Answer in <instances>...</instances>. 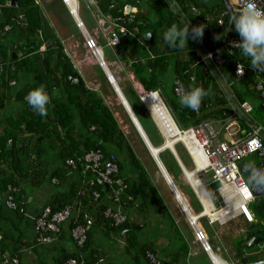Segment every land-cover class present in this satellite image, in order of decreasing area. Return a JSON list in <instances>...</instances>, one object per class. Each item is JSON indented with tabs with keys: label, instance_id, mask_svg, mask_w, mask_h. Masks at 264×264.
<instances>
[{
	"label": "trees",
	"instance_id": "trees-1",
	"mask_svg": "<svg viewBox=\"0 0 264 264\" xmlns=\"http://www.w3.org/2000/svg\"><path fill=\"white\" fill-rule=\"evenodd\" d=\"M6 1L8 0H0L1 8L8 11L5 17L0 21L1 29L5 24L14 25L12 21L14 15L10 11V9H13L14 7L6 5ZM113 1L116 2V6H122L123 3L128 2V4H133L137 7L138 12L134 13L132 21L125 24L130 33L120 39V48L116 50V52L121 54V52L128 47V54L130 55L133 47L136 52L132 54L136 55L139 53L135 56V58L131 59L130 69L133 71L135 77L143 85V87L146 90H154L157 86L164 84L165 71H167L169 59L174 56V58L172 57V80L177 77L181 80L183 85L188 88L186 85V75L183 74L182 71L187 68V65L191 62L193 57L192 52L190 51L191 49H189L190 41L188 40L187 46L182 49L179 47L170 48L165 44L163 40V33L173 24L181 27L178 21L168 10L165 3L162 0H137V2H135V0H95L98 10L103 14L109 15L115 13L113 9L108 10L107 8L108 4ZM176 1L185 10L189 4L193 5L197 10V7H199L201 12L199 11V15L195 18L203 17L207 14L210 15L208 26L203 33V39L206 43L213 42L214 44H218L220 39H226L231 35L227 24L229 19L228 15L224 17L222 25L217 26L215 24V14L224 10L222 0H218L217 2H212L211 0ZM16 3V7H21L20 12L25 18L24 30L26 33V41L30 48L27 50L26 47V50L23 53L24 57L17 61L16 58H11L10 54H6V45L0 43L1 65L7 60L14 63L13 70H10L9 67L6 66L7 70L5 68V72H7V75L5 77L1 71L0 86L7 89L9 85L8 82L11 78H13V75L18 70L31 71L33 74V80L17 90L16 96L21 103L22 112L14 118L8 117L11 129L4 130L2 134H0V193H4L6 191L9 193L7 187H15V191L12 193V198L13 200L15 199V201L19 202L21 197L25 196V184L27 183L30 186H38L39 181L41 182V179L39 180V178L45 176L44 171H40V169H37L35 166H29V164H31V162L28 161V152L30 150L28 147L30 146L29 144L32 145L35 151L33 163L38 164L42 158L41 154H43L45 146L47 149H56L55 158L59 164L63 165L65 159L75 155H82L89 149H99L104 154L109 152L110 149L113 153H115L114 155L116 158L117 173L115 174V177L120 178L125 186L122 198L124 200L127 195L130 196L129 200L123 201V208L135 205L138 212L151 210L159 213L162 210L168 216L165 205L161 203L157 190L153 186L145 167L142 165V162L136 156L135 149L130 145L131 143L128 137L120 129L116 119L112 115L111 110L105 105L101 96L96 91L91 90L84 85V82L80 79L76 70L69 63L68 57L62 52L59 42L53 39V41L48 43L46 45L45 55L42 58L38 55L30 54L33 53V51L40 45L41 40L35 37L37 30H39L38 32L46 38L47 36L44 33L46 30L44 29L47 26H44V24L42 26L41 13L38 6L34 3V0H16ZM144 10L146 12H144ZM235 12L236 11L233 13L235 14ZM133 27L136 28V32H149V39L147 41L136 39L134 36L135 32L132 31ZM139 41L143 44H147L148 46L151 45L150 52L152 53V57L146 56V50L144 46L139 43ZM157 41L162 43L164 50L157 47ZM25 46L26 45L23 47ZM54 46L58 49V54H56V65L54 67H49L48 59L53 51L56 52V50L53 49ZM21 48L22 47H20V49ZM181 51H187V57L182 61L176 59ZM222 56L225 59L223 70L228 75H231L236 62L244 60V55L238 48L232 49L229 52H223ZM141 57H144V59H141ZM139 60H142L143 62H140ZM67 75L78 78V81L73 85L65 86L63 77ZM195 77L196 80L199 81L197 86H202L206 90L210 88L212 92V95L210 97H205L202 103L204 101L212 100L215 101L213 103L214 106V104L221 102V100L216 97L215 84L208 78H203L198 67L195 71ZM40 85L45 86V90L51 97V101L47 106L48 110L46 116H41L38 112L34 111L25 99L30 90L39 87ZM53 86L57 88L58 91L56 96H52L50 93ZM170 90L172 93L171 98L169 99L167 98L168 96L166 97L168 110L175 121V124L180 127L194 124L206 117L216 116L217 112L221 109L226 110V107H223V104H221L222 106L215 105L209 109L201 106L200 113L195 115L191 113L190 108L182 107L180 105V96L174 93L172 83L170 85ZM235 93L239 97L238 92ZM256 93L258 95L259 91ZM3 99L4 95H0V108L3 105ZM129 105L150 144L154 148L162 145V139H159L158 141L153 139L152 133L158 130L150 116L146 113L145 109L140 105L139 107H135L131 103H129ZM126 118L133 130V133L138 138V134L134 130L133 125L127 116ZM21 125L22 127H20ZM91 126H93L92 129H90ZM75 130L78 131L76 135H74ZM23 132L32 134L30 137L31 141L28 139V143L25 142V137L19 136ZM37 137H40L41 139L36 140ZM44 140H47L48 143L43 146L42 142ZM140 143L146 150L144 144L141 141ZM79 146H82L81 150L78 149ZM175 146H177V144L174 145V148ZM179 149L181 148L179 147ZM179 149H176L177 151L175 150V152L181 163L187 167L190 160L184 153L185 151L183 152L185 154L183 156ZM162 151L168 152L171 162H173L177 171L180 173L181 171L176 160L168 149H162L157 153L160 162L168 175L171 177L174 185H176L179 192L185 195L182 181H178L173 178V175H171L169 171L167 162L161 156ZM60 168L61 166L57 169ZM126 170L127 173L125 175L124 171ZM59 172L54 170L53 173H49L48 179H50L53 175H58ZM130 175H133L132 181L129 179ZM30 179H33V181H30ZM94 182L93 186L87 190L88 195H90V189L92 188L97 191L100 190L102 184L96 181V179ZM188 189L190 190L189 187ZM191 194L194 197L192 192ZM101 196L102 194H100V196L96 199L97 202L101 199ZM73 197H75L74 189L67 192V202L69 203ZM78 198L79 200L81 199L80 202L82 203H85L87 200L86 196L81 198V195H78ZM75 201L77 200L75 199ZM257 203L260 208L259 213L261 214V217H264V191H262V193L258 196ZM101 205L102 206H95L94 209L92 208V212L95 217V221L93 223L101 222L103 227L107 230H111L115 235H122L124 237L126 247L135 246L138 243V239L136 237V233L138 231L135 229L136 224L127 218L118 226H111L109 224L110 219L103 218L101 216V213L105 208V205ZM197 205L199 206L198 203ZM189 206L193 210V207L190 204ZM61 207H63V205L55 207L51 206L50 208L53 211ZM198 211H200V206L195 212ZM257 212L258 210H256V213ZM78 221H82L81 218H78ZM78 221H75L74 223L70 222L68 229L78 223ZM169 221L172 222L170 218ZM247 225H249L252 230H248L244 239H237L233 245V247L236 246L235 255L240 264L247 262V258L242 256L241 250L239 249V247H244L243 242L249 237L258 238L259 240L264 239V232L255 228L252 223ZM89 231L87 232L86 240L79 248L81 251L87 247ZM3 249L4 245L0 242V254L3 253ZM185 249L186 247L184 245V252H186ZM247 249H250V247ZM138 250L141 253V256L144 255L145 250L153 252L150 243L144 244V246H141ZM160 264H167V262L161 261Z\"/></svg>",
	"mask_w": 264,
	"mask_h": 264
},
{
	"label": "built area",
	"instance_id": "built-area-1",
	"mask_svg": "<svg viewBox=\"0 0 264 264\" xmlns=\"http://www.w3.org/2000/svg\"><path fill=\"white\" fill-rule=\"evenodd\" d=\"M80 1L85 8H97L95 0ZM162 1L181 27L188 23L190 30L193 26L199 25H204V31L206 30L210 20L209 14L195 18L199 15V10L193 5L189 4L185 10L176 0ZM61 2L74 18L76 27L80 30L81 28L84 29L81 20L77 16L78 0L71 1L74 10L70 8L66 0H61ZM113 2H110L107 8L108 10L113 9L114 14H108L109 16L106 18L104 14L95 11L93 16L96 28H93L91 34H87L85 30V33L82 32L86 55L94 59L101 68H105V63L100 49L96 45V37L99 32L105 38L107 46L116 49L119 46L120 39L130 33L125 24L132 21L135 13L125 5L115 7ZM222 2L224 10L215 14V24L217 26L222 25L224 17L228 15L227 24L228 30L231 28L229 30L231 35L226 39L219 40L218 44L213 42L206 43L203 37L202 39L194 40L189 36V49H191L193 57L187 68L182 71L186 75L188 88L183 85L179 78H176L173 82V91L176 95L181 96L183 92L190 89V86H197L199 81L196 80L195 70L198 67L203 78H208L216 86V97L221 102L214 104V106H222L221 104H223L226 110L221 109L216 116L206 117L194 124L180 127L175 124L169 110L156 90H144L138 95L139 100L145 107V97L152 94L158 97L160 104L171 121L170 128L163 114H160L159 118H157L160 123H157L155 119L153 120L163 142L168 138H172L173 148L175 144H179L188 156L195 178L200 179L199 176L205 178L200 184L188 181L201 209L199 213L194 214L196 216L195 219H190V215L188 219L189 225H191L193 230L194 240L208 254L211 264H213V258L217 255L218 249H211L206 233L199 225L198 220L204 217L208 224L225 225L228 221L238 218L245 224L256 223L254 210H252L251 206L254 199L249 201L243 189L238 193H234L233 189L245 182L244 177L247 176V173L243 172L245 163L254 162L258 168L264 169V125L250 115L251 105L247 101L241 100L233 88L234 82L242 80L247 75L248 70H253V67L244 61H238L235 63L231 75H228L223 70L225 64V59L222 56L223 52L235 49L234 43H238L241 40L234 26H230V18L234 15L233 12L239 8V5L233 3V0H222ZM256 2L260 7L264 8V0H256ZM173 6H176V11H173ZM132 31L136 33V28L133 27ZM148 57H152V55L149 54ZM241 64L244 66L243 74L238 75L237 66ZM2 66H8L10 70H13V66L6 64ZM10 83L13 82L11 81ZM252 88L254 91H260L262 85L259 81H254ZM201 106L206 109L214 107L211 101H204ZM200 107L197 111L191 109V113L199 114ZM161 125L167 127V131ZM92 128L93 126L90 127V129ZM253 141H255V144L252 143ZM251 156L256 158L246 160L247 157ZM65 165L71 169L80 167L83 173L90 172L94 178L86 181V183L92 187L96 179L108 191L110 200L115 204V207H105L102 213L104 218L110 219L111 226L116 227L125 221L126 216L122 211L124 206L122 203L124 200H129L130 196L127 195L124 200L122 198L125 186L120 178L115 177L117 165L115 155L112 152L104 154L99 149H89L82 155L65 159ZM193 184L195 187L199 186L201 192H196ZM261 193L262 191H260ZM90 196L93 200H96L100 196V192L91 189ZM253 196L254 198L256 197L254 192ZM5 203L13 209L18 207L10 193L5 197ZM70 208L71 205H65L53 211L49 206L41 208L39 214L32 219L35 233L34 239L37 244H47L53 241V235L59 231L60 224L69 218L71 214ZM17 209L19 212H23L22 208ZM249 216L253 218L249 219ZM91 225L92 218L88 215H83L82 221L74 224L69 229L70 237L76 247L83 245ZM144 255L149 263L160 264L153 252L146 250ZM0 257V264H19V260L15 256L0 254ZM60 264H78V261L74 257H68L62 260Z\"/></svg>",
	"mask_w": 264,
	"mask_h": 264
},
{
	"label": "crops",
	"instance_id": "crops-1",
	"mask_svg": "<svg viewBox=\"0 0 264 264\" xmlns=\"http://www.w3.org/2000/svg\"><path fill=\"white\" fill-rule=\"evenodd\" d=\"M50 2H52V1L51 0H34V3L38 6L40 13H41V24H42V26H43V24H44V26L47 25V27L44 29V30H46V31H44V33L46 34L47 37L44 38L43 35L40 32H38L39 30H37V34L35 37L38 38L39 40H41L40 45L36 50L33 51V53H30V54H35V55H38L39 57L42 58L45 55L46 45L48 43H50L51 41H53V39L59 41L62 52L68 57L69 63L76 70V72L78 73V76L84 82V85L87 88L96 91L101 96L105 105L111 110L112 115L116 119L117 123L118 124L119 123H122V124L125 123L123 125L126 128L129 127V128H127V133L128 132L131 133L132 138L134 140L133 143H134L135 147L141 151L144 150V148L142 147V145L140 143V141L142 143H143V141L141 140L140 135L138 134V132L134 128V126H133V128L136 131V133L138 134V138L140 139V141L137 138V136L133 133V130H132L131 126L129 125L126 116L128 117L129 120H130V118H129L128 114L126 113L124 106L121 104V101L119 99V96H118L113 84L108 80L106 72L103 70L104 68H101L100 66H98L97 63L92 58L85 57V59H86L85 60L84 58H81L82 56L79 57L77 50H76V47H75V45L77 44L75 41H71L68 36H65L63 39L62 38L60 39V37H58V35L54 32V29L51 27L50 23L45 25L44 17H47V16L44 14L45 11L41 7L44 5H47V7H48V3H50ZM135 2H137V0H135ZM113 3L115 4V7H121V6H116L117 4L115 1ZM5 4L9 5L11 7H16L14 5H10L8 3V1H6ZM16 5H17V3H16ZM39 5L41 7H39ZM123 5L128 6L135 13L138 12L137 7L134 6L133 4L130 5V4H128V2H125V3H123ZM64 7H66V6L64 5ZM92 10H93V12H95V11L100 12L98 10V8H95V9L93 8ZM145 10H144V12H146ZM10 11L14 15V17L12 19L14 25L5 24L2 27V29L0 28V43L2 41L3 42L5 41L6 42V44H5L6 45L5 46L6 47V54L7 55L10 54L11 58H12V55H14L13 58H16V60L19 61L24 57V54H23L24 51L26 49L28 50L30 48L29 44H27L26 33L24 30L25 18L21 12H15L14 8L10 9ZM7 13H8V11L3 10L0 6V21L5 17V15ZM67 13L69 14L68 11H67ZM100 13H102V12H100ZM93 14L94 13H92V15ZM104 15L106 18L109 16L108 14H104ZM69 17L74 22V26L76 27L74 18L70 14H69ZM93 18H94V16H93ZM77 29L80 32V37H81L82 32L85 30V28L84 29L81 28V30L79 28H77ZM98 35L101 36L100 38H104L102 36L101 32H99ZM6 39H8V40L6 41ZM9 39H10V41H9ZM136 39H141V38H136ZM98 40H99V37L97 36L96 37V45L100 49L102 59L104 60V63H105V68L110 73L115 86L118 88V90H119L121 96L123 97V99L125 100V103L127 104L128 108L131 110L129 103H131L135 107H139V105H140L141 107H143L145 109L146 113L149 115L145 106L139 100V97H138L139 93L146 90V89L137 80L133 71L130 69L131 59L135 58V56L139 53H137L136 55H133L131 53L129 55L128 54V48H127V49L123 50V52H121V54H120V53L116 52V49H113V52L116 55L115 59L105 60L104 56H103L102 49H101V45H100ZM104 40H105V38H104ZM62 43H64V45ZM139 43L144 46V48L146 50V56H148L149 54L152 55V53L150 52V49H151L150 46L151 45L148 46L147 44H143L141 41H139ZM78 44H80V42ZM82 44H83V36H82ZM24 45H26V46L23 47ZM156 45H157V47L162 48V50H164L162 43H160L159 41H157ZM20 47H22V48L20 49ZM53 49L56 50V52L53 51L51 56L48 59V62H49L48 66L49 67H54L56 65V54H58V51H57L58 49L55 46L53 47ZM141 59H144V57H141ZM139 61L143 62L141 60H139ZM243 61H245V63L249 64V65L251 63V59L249 57L244 56ZM4 64L14 66L13 65L14 63L9 62L8 60L4 61ZM4 64H2V65H4ZM2 65H1V67L3 68L4 66H2ZM1 67H0V73L2 71ZM5 68H6V66H5ZM262 72L263 71H258L257 69L253 68L252 71L248 70L247 77L252 76L253 79H255V78L257 79L262 74ZM16 73L21 74L22 78H24V80H23L24 83L21 84L20 86H17V89H14L13 92H8L4 88H2V86H0V95H4L3 105L0 109L7 107L4 104L5 98L8 101V109H9V112L7 115L0 116V134H2V132L4 130L11 129V126L9 125L10 122L8 120V117L14 118L15 116H18L22 112L21 103L16 96L17 90L19 88H21L23 85H25V84H27L33 80V74L31 71L18 70V71H16ZM176 78L177 77L173 78V80L171 81L172 84ZM11 81L13 83H10ZM259 82L262 85L261 90H263L264 89V82L262 80ZM87 83H88V85H87ZM8 84H9L8 88L15 86L16 85V79L11 78V80L8 82ZM159 87L160 86H157L154 90H156L157 94L159 95L162 102L164 103L163 97L160 95V92H159ZM255 92H258V91H255ZM50 93L52 96H56L58 94L57 88H55L53 86L50 90ZM105 99L109 100L110 103L105 101ZM113 100L115 101L116 108L112 110V107H110V106H112L111 104H114ZM146 101H145V105H146L147 109L151 112V114L154 117V119L156 120V122L160 123L157 118H159V115L163 114V113L162 112L160 113L158 106H155L153 103H149L150 105H148L147 104L148 102L146 103ZM209 101H211L212 106H213V103L215 101H212V100H209ZM108 104H110V105H108ZM166 108L168 109L167 106H166ZM131 112H132V110H131ZM167 119H169V118L167 117ZM130 122H131V120H130ZM131 124H132V122H131ZM20 127H22V125ZM162 127L164 128V130H167V127H164V126H162ZM77 132L78 131L75 130L74 135H76ZM31 135L32 134L23 132L19 136L25 137V142L28 143L29 140L31 141V138H30ZM40 139H41L40 137H37L36 140H40ZM170 140L171 139H169L168 142H170ZM29 145L30 146H28V147L30 150L28 152L29 153L28 161L31 162V164H29V166L30 167L35 166L37 169H40V171H44L45 169H48V167H49V164L47 163L48 160H46L47 158H43L45 156L46 152L41 154L42 158H41L39 164L33 163L35 151H34V148L32 147V145L31 144H29ZM130 145L133 148V145L132 144H130ZM78 149L81 150L82 146H79ZM45 150H47L46 146L43 149V152ZM54 151H56V149H54ZM174 151H175V149H174ZM109 152L113 153V151L110 149H109ZM113 154H115V153H113ZM176 156H177V154H176ZM56 162L57 163L54 164L55 166L51 169V171L49 173H53L54 170L59 172V170H60V172L58 173L59 178H57V175H53L50 179H48V186L40 187L36 191L34 196H23V197H21V200L19 202L15 201V199H14V202L18 206L17 208H22L23 212H19V210L17 208L13 209V208H10L6 205L5 197L7 196L8 191H6L4 193H0V242L4 245V249H3V253H2L3 255H10V256L17 257V259L19 260V264H50V263L51 264H60V262L62 260L66 259L68 257L76 258L78 261V264H97V263L100 264V262L103 261V259L106 256H107L106 258H108L110 256L106 252L103 251L101 245H98L99 242H97L95 239H93L95 231H98L99 235L102 234L103 236H105L107 238V240H110L111 242H115L117 244V246L115 247L114 252L115 253H121L120 249H122L123 252L126 253L125 256H126L127 260H129L131 262V264H151L145 258V255L141 256V253L138 250L141 246H144V244H146V243L151 244L153 252H154L156 258L160 262L164 261V262H167V264H190L188 262H192L191 261L192 256L194 257L196 255L201 254L202 258H203V264H211L208 254L200 247L199 243L194 240L193 230H192V227L189 225V223H188L189 227H187V225H185L183 228H179V225L177 223L178 220L185 222L184 219L182 217L181 218L183 220L180 219L179 215H177V214H176L177 217L172 216L169 213L166 206L165 207L167 209L168 216L162 210L159 213L153 212L151 210H147L144 212H142V211L138 212L137 209L135 208L136 207L135 205L129 206L128 208L126 206V208L122 209L124 215L126 216V219L128 218L129 220L133 221L136 224L135 229L138 231L136 233L138 243L135 246L126 247V245L124 243V237L122 235H119V236L115 235L111 230H107L105 227H103L102 226L103 224L101 222L100 223L99 222L93 223L95 221L94 220L95 217H94V214L92 212V208L94 209V207L97 205L102 206L101 204L105 205V207H111V208L115 207V204L110 200V197L108 195V191L103 187V185H101L100 190H99L100 194H102L101 199L98 202L96 200H93L91 198V196L88 195L87 190H88V188H90V186L86 183V181L94 178L93 175L90 172H86V173L84 172L83 173L81 171L80 167L71 169L65 165V162H64V165L59 164L57 160H56ZM150 163H151V161H150ZM59 166H61V168L57 169V168H59ZM143 167H144V165H143ZM179 168H180V166H179ZM180 170H181V168H180ZM158 171L160 173V176H162L166 185L168 186V184H167L164 176L162 175L161 171L159 169H158ZM72 172H75V178L76 179H74V180L73 179L70 180L69 175H71ZM126 172H127V170L124 171L125 175H126ZM148 176L151 180V177L149 174H148ZM43 177L44 176H42V178ZM42 178L40 177L39 180ZM129 179H130V181H132L133 175H130ZM187 179H188V177H187ZM30 181H33V179H30ZM34 182H35V180H34ZM151 182H152L153 186L155 187L153 180H151ZM39 184H40V181H39ZM25 185L28 187H31L27 183ZM65 186H67L66 189H65ZM168 188H169V186H168ZM175 188H176V186H175ZM73 189L75 191V197H73L72 200L68 203L67 198H66V194H67V192H70ZM8 190H9V193L12 195V193L15 191V187H12V188L8 187ZM156 190H157V193H159L158 195L160 197L161 203L165 205L163 197L161 195V192H159L158 189H156ZM90 191H91V189H90ZM177 191H178V189H177ZM178 193L182 196L181 197L182 200L185 201V205L187 206L189 213L194 214L195 211H193L192 208L189 206L187 200L184 197L185 195L183 196V194L179 191H178ZM78 195H81V198L86 196L87 197L86 202L85 203L80 202L81 199L79 200ZM75 199L77 201H75ZM58 205H63V206L71 205V208H70L71 214H70L69 218L60 224L59 231L53 235V241L51 243L37 244L35 242V239H34L35 233L33 230V220H32L33 217H35L36 215L39 214V212L43 206L55 207ZM83 215H88L92 218V225L89 229L90 231H89V236H88L87 247L81 251V249H79L80 247H76L75 243L72 241L70 234H69L68 225L70 222L74 223L75 221H78V218L79 219L81 218V220H82ZM101 216L104 218L103 213H101ZM168 217L172 220V222L169 221ZM151 218L154 220V222L151 221ZM93 226H98V229L93 231V229H94ZM143 226L144 227L146 226L149 229H152L153 234L150 235L149 233H146L147 231L143 228ZM219 226H221V225H219ZM218 228H220L222 230V232H223V230H225L223 227H218ZM245 235H246V233L243 236H240L239 239H244ZM188 236L190 237L189 240H187V238H186ZM247 239L243 242V244L247 241ZM218 240L220 241L221 244H225L228 249H230V248L232 249L233 245L230 244L227 241V239L223 237V234L218 236ZM208 243L211 246V249H213V250H215V248L218 249L217 255H219L220 247L219 246L212 247L210 240H208ZM184 245H185V247L187 246L185 249L186 252L183 251ZM194 245L197 247L193 248ZM178 246H182V247L178 248ZM232 250H233L232 255H235V249H232ZM241 254H242V256H244L246 258L249 255L253 256V258L252 257L247 258V262L244 264L260 260L262 258V256L264 255L263 251H258V250H256V251L251 250L250 251V249H247L246 252L241 251ZM104 255H106V256H104ZM114 257H116V256H114ZM235 257H236V255H235ZM113 258H112L113 262H110L109 264H116L115 261L113 260ZM140 258H142V260H139ZM116 259H117V257H116ZM120 262L122 264V261H120ZM192 264H198V263H197V261H193ZM232 264H240L237 257Z\"/></svg>",
	"mask_w": 264,
	"mask_h": 264
},
{
	"label": "rangeland",
	"instance_id": "rangeland-1",
	"mask_svg": "<svg viewBox=\"0 0 264 264\" xmlns=\"http://www.w3.org/2000/svg\"><path fill=\"white\" fill-rule=\"evenodd\" d=\"M51 1L52 2L48 3V7H47V5H44L42 7L39 5V7L44 9V11H45L44 14L47 16V17H44L45 25L50 23L51 27L54 29V32L58 35V37H60V39L61 38L63 39L65 36H68L71 41H75L77 43L76 44L77 46L75 45V47H76L78 56L79 57L82 56L81 58L85 59V57H88V56L86 55L85 48L82 44V36L80 37V32L74 26V22L69 17V14L67 13L66 7H64L63 3L60 0H51ZM211 1L217 2L218 0H211ZM197 8L201 12V9L199 7H197ZM14 11L20 12L21 7H14ZM92 13H94V12L91 8H89V9L85 8L83 3L80 0H78L77 16L81 20L83 27L87 31V34H91L93 28H96V23L94 21ZM98 37H99L98 41L101 45V49L103 52L104 59L105 60L115 59L116 55L114 54L113 49L106 45V41L104 40V38H100L101 36H99V35H98ZM7 40L8 39H6V41ZM79 42H80V44H78ZM1 43L4 45L6 44L5 41L4 42L2 41ZM62 44L64 45V43H62ZM131 51H132V53L136 52L133 49V47H132ZM172 57L174 58V56H172ZM172 57L169 59L167 71H165V77L166 78L165 79L163 78L164 84L160 85V87H159V92H160V95L163 97V101H164L165 106H167L166 97L168 96L167 98L170 99L172 96V93L170 90L171 80L173 77L172 72H171L172 62H173ZM186 57H187V51H181V52H179L176 59L182 61V60L186 59ZM1 70H2L3 75L6 76L7 72H5V66ZM6 70H7V67H6ZM13 78L16 79V85L5 89L8 92H13L14 89H17V86H20L21 84L24 83V81H23L24 78H22V75L19 73H15L13 75ZM258 80L259 81L262 80L264 82V71L262 72V74L257 79L256 78L253 79L252 76H249V77L245 76L242 80L235 81L233 84V88H234L235 92H238L241 100H245L251 105L250 115L253 118H255L259 123L264 125V109H261V107H260L261 102L257 98V93L252 89L253 82L258 81ZM87 85H88V83H87ZM105 101L110 103V101L107 99H105ZM113 102H114V104H111L112 106H110V107H112V110L116 108L115 101L113 100ZM4 104L7 107L0 109V116H2V115L5 116L9 112L8 101L6 100V98H5ZM108 105H110V104H108ZM123 124H125V123H123ZM123 124L119 123L118 125H119L120 129H122L124 134L128 137L130 143L133 145V147L135 149L136 156L140 159V161L142 162V164L146 168V171L150 175L151 180H153V183H154L156 189H158L159 192H161L165 206L167 207L169 213L174 217H177V215H179L180 219H182V218L184 219L185 222L178 220L177 223L179 225V228H183L185 225H187V227H189L188 218L186 217L184 212L181 210V208L177 204L173 194L171 193L170 189L166 185L162 176H160L158 168L154 164L153 159L150 156L149 152L146 151L145 149L141 151L135 147V145L133 143L134 140L132 138L131 133H129V132L127 133V128H129V127L126 128ZM214 128H215V125H214ZM156 132L152 133L153 139H155V141H158L159 139L161 140L162 137H160L161 136L160 133L158 131H156ZM162 142H163V139H162ZM47 143H48L47 140H44L42 142L43 146L46 145ZM179 147L182 149V147L179 144H177V146H175L174 149L175 150L179 149ZM181 149H179V150L184 156L186 153L184 152L183 149L182 150ZM45 152H46V154H45L44 158H47L46 160H48L47 163L49 164L48 169L44 170L45 176L41 179V182L38 185V187L37 186H31V187L25 186L24 187L25 188V196H34V194L36 193V191L40 187L48 186V174L51 171V169L55 166L54 164H56L57 162H56V158H55V152L56 151H54L53 149H47L43 153H45ZM161 156L167 162L169 171H170L171 175H173V178H175L178 181L179 180L182 181V183L184 185L183 190L185 193V196L184 195L183 196L185 197L187 202H189V204L193 207L194 211L198 210L199 206L197 205L195 198L191 194L192 189H191L188 181L184 177L185 171H189L188 173H192L193 167H192L191 163H189L188 166L185 167L183 164H181V161L177 156L179 163L181 164L182 168L184 169V173L182 172V170H180L181 172L179 173L177 171L176 167L174 166L173 162H171V159H170L167 151H162ZM249 158L255 159L256 157L255 156L247 157L246 160H249ZM150 161H151V163H150ZM69 176H70V180L76 179L75 178V172H72V174ZM57 178H59V175H57ZM199 178L202 182L205 179L201 176H199ZM246 178H247V176L244 177V180H246ZM170 179H171V177H170ZM172 183H173V181H172ZM213 186H215V184H213ZM188 187L191 189V191L188 189ZM66 188H67V186H65V189ZM257 198H258V196H256L254 198V200L251 204L252 210H255L256 223H254V227L258 228V229H260V231L264 232V217H261V214L259 213L260 208H259L258 203H257ZM214 204H215V202H214ZM256 210H258L257 213H256ZM200 211H201V209H200ZM200 211L194 212V214H197ZM151 221L154 222V220L152 218H151ZM198 222H199V225L201 226V228L205 231L207 239L211 241L212 247L219 246L220 247L219 255L223 256L224 259L228 260L230 264H232L234 262V260L236 259L235 255H232V253H233L232 249H236V246L232 247V249L231 248L228 249L225 244L220 243V241L218 240V236L223 234V237L226 238L230 244L234 245L235 241L237 239H239L240 236H243L248 230H252V228H250L249 225H246L243 221H241V219H238V218L232 219V220L228 221L225 225H221V226H219V224H217V223L208 224L206 221V218H204V217L199 219ZM218 227H223L225 230H223V232H222V230ZM93 228H94L93 231H95L96 229H98V226H93ZM143 228L147 231L146 233H149L150 235L153 234L152 229H149L146 226L145 227L143 226ZM186 238H187V240L190 239L189 236ZM93 239H95L97 242H99L98 245H101L103 251L106 252L110 256V257L106 258L107 256L104 255L106 257L103 259V261L100 262V264H109L110 262H113L112 258L114 256L117 257V259H116V257L113 258V260L115 261L116 264H121L120 261H122V264H131V262L129 260H127V258L125 256L126 253L123 252L122 249H120L121 253H115L114 252L115 247L117 246V244L115 242H111L110 240H107V238L105 236H103L102 234L99 235L98 231H95ZM180 247H182V246H178V248H180ZM195 247H197V246L194 245L193 248H195ZM239 249L242 252H246V250H247V248H244V247H239ZM251 250L264 251V239L259 240L257 244H253V246L250 247V251ZM216 253L218 254V252H216ZM251 257L253 258L252 255H249L247 258H251ZM139 260H142V258H140ZM191 261L192 262L197 261L198 264H203L202 255L199 254V255H196L194 257L192 256ZM192 262H188V263L192 264ZM97 264H99V263H97Z\"/></svg>",
	"mask_w": 264,
	"mask_h": 264
},
{
	"label": "clouds",
	"instance_id": "clouds-1",
	"mask_svg": "<svg viewBox=\"0 0 264 264\" xmlns=\"http://www.w3.org/2000/svg\"><path fill=\"white\" fill-rule=\"evenodd\" d=\"M233 3L238 4L239 8L230 18V26H234L235 31L241 38L240 42L234 43L233 46L240 49V52L245 57L251 59L250 65L253 68L258 71H264V8L260 7L256 0H233ZM176 10V6H173V11ZM203 33L204 25L193 26L190 30L188 23L183 27L173 24L163 33V40L170 48L179 47L182 49L187 46L189 36L194 40L202 39ZM243 67L242 64L237 66L238 75L243 74ZM211 95L210 88L206 90L202 86H191L188 91L183 92L180 96L179 103L182 107L197 111L203 99ZM25 99L29 106L38 112L39 115H47V106L51 101V97L45 90L44 85L30 90ZM243 172L247 173V178L243 184L236 186L233 192L238 193L243 189L244 193H247L248 200L251 201L254 199V189L264 191V169L258 168L254 162H247L244 165ZM188 178L196 184L201 183L200 179L195 178L194 173L189 174ZM213 264H229V261L224 259L223 256L216 255L213 258Z\"/></svg>",
	"mask_w": 264,
	"mask_h": 264
},
{
	"label": "water",
	"instance_id": "water-1",
	"mask_svg": "<svg viewBox=\"0 0 264 264\" xmlns=\"http://www.w3.org/2000/svg\"><path fill=\"white\" fill-rule=\"evenodd\" d=\"M8 3L10 5H14L16 6V1L15 0H8ZM134 36L136 38H141L143 40H148L150 34L148 32H144V33H140V32H136L134 34ZM120 48V46L116 47V50H118ZM14 57V55H12V58ZM105 72H106V75H107V78L108 80L113 84L118 96H119V99L121 101V104L124 106L125 110H126V113L128 114L134 128L137 130L138 134L140 135V138L141 140L143 141L147 151L149 152L150 156L152 157L155 165L157 166V168L162 172L168 186L170 187V191L171 193H173V196L175 197V199H178V197H180V194L178 193L177 189L175 188L174 184L172 183L169 175L167 174L165 168L163 167L162 163L160 162L158 156H157V153L158 151H160L161 149H168L169 152L172 154V156L174 157V159L176 160V162L178 163V165L180 166L182 172L184 173V169L182 168L181 164L179 163L178 161V158L176 156V153L174 151V148L172 146V142H170L169 145H166L165 143L154 148L152 147V145L150 144V142L148 141L145 133L143 132V130L141 129L138 121L136 120V118L134 117L133 113L131 112V110L128 108L127 104L125 103V100L123 99V97L121 96L118 88L115 86L114 82H113V79L110 75V73L106 70V68L103 69ZM78 81V78L76 77H72L70 75H67L65 77H63V82H64V85L65 86H69V85H73L74 83H76ZM258 99L260 100V107L261 109H264V89L261 90L258 95H257ZM146 108V107H145ZM148 111V109H147ZM149 112V111H148ZM150 114V112H149ZM163 143V142H162ZM9 146V145H7ZM100 182V181H99ZM255 196H259L260 195V191L258 190H253ZM181 201L183 202V200L181 199ZM182 207V210L183 212H185L184 214L187 216L189 214V211L187 209V206L185 205V203H181L180 205ZM259 239L258 238H254V237H249L247 239V241L243 244V246L245 248H248V247H251V245L253 244H256L258 243ZM1 258V257H0ZM247 264H264V255L262 256V258L260 260H257V261H253V262H250V263H247Z\"/></svg>",
	"mask_w": 264,
	"mask_h": 264
},
{
	"label": "bare ground",
	"instance_id": "bare-ground-1",
	"mask_svg": "<svg viewBox=\"0 0 264 264\" xmlns=\"http://www.w3.org/2000/svg\"><path fill=\"white\" fill-rule=\"evenodd\" d=\"M71 1L72 0H66V2L68 3V5L70 6V8L72 9V10H74V8H73V6L71 5ZM83 33H85L84 31H83ZM97 57H98V55H97ZM147 100V101H146ZM146 101V103L148 104V105H150L149 103H153L155 106H158L159 107V110H160V113L162 112L163 113V115H165V118H166V120H167V122H168V127H170L171 128V121H170V119H167V114L165 113V111H164V109H163V107H162V105L160 104V101H159V99H158V97L155 95V94H152L151 96H148V97H145L144 98V102ZM149 111V110H148ZM150 112V111H149ZM150 114H151V112H150ZM151 116H152V114H151ZM167 116V117H166ZM152 118H153V120H154V117L152 116ZM167 131V130H166ZM169 139H172V138H168L167 140H165L164 142H163V144L165 143L166 145H169L170 144V142H173L172 140H170V142H168L169 141ZM153 147V146H152ZM189 171H185V174H184V177H185V179L187 180V181H189V182H191V183H193V180H190L189 178L187 179V177H189V174H193L194 172H193V170H192V173H188ZM162 173V172H161ZM163 175V174H162ZM193 187L195 188V190H196V192H201V188L199 187V186H194V184H193ZM170 188V187H169ZM173 194V193H172ZM182 196L180 195V197H178V199H176V201H177V203L179 204V206L181 205V203H183L182 201H181V198ZM184 201V200H183ZM184 203H185V201H184ZM180 208H181V210H182V207L180 206ZM183 211V210H182ZM186 212V211H185ZM184 212V213H185ZM191 216V218L190 219H195V217L196 216H194L193 214H188L186 217L188 218V216ZM189 220V219H188Z\"/></svg>",
	"mask_w": 264,
	"mask_h": 264
},
{
	"label": "snow or ice",
	"instance_id": "snow-or-ice-1",
	"mask_svg": "<svg viewBox=\"0 0 264 264\" xmlns=\"http://www.w3.org/2000/svg\"><path fill=\"white\" fill-rule=\"evenodd\" d=\"M252 143L255 144V141H253ZM245 195H247V193H245ZM249 219H251V216H249Z\"/></svg>",
	"mask_w": 264,
	"mask_h": 264
},
{
	"label": "flooded vegetation",
	"instance_id": "flooded-vegetation-1",
	"mask_svg": "<svg viewBox=\"0 0 264 264\" xmlns=\"http://www.w3.org/2000/svg\"><path fill=\"white\" fill-rule=\"evenodd\" d=\"M257 244V243H256Z\"/></svg>",
	"mask_w": 264,
	"mask_h": 264
}]
</instances>
